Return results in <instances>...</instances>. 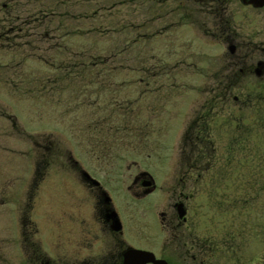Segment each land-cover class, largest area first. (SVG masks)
<instances>
[{
  "label": "rangeland",
  "instance_id": "374dc122",
  "mask_svg": "<svg viewBox=\"0 0 264 264\" xmlns=\"http://www.w3.org/2000/svg\"><path fill=\"white\" fill-rule=\"evenodd\" d=\"M5 3L15 30L11 40L0 35L1 264L34 263V242L70 246L76 161L87 169L106 158L114 180L145 171L179 183L189 168L186 132L209 110L211 170L199 183V171L186 176L194 227L216 242L234 231L237 264H264V89L216 87L229 54L209 10L202 15L189 0L183 8L168 0ZM43 9L53 15L42 18ZM242 13L256 25L264 19L231 0L235 25ZM218 94L224 104L216 106ZM20 211L30 212V227L18 224Z\"/></svg>",
  "mask_w": 264,
  "mask_h": 264
},
{
  "label": "flooded vegetation",
  "instance_id": "af4514ba",
  "mask_svg": "<svg viewBox=\"0 0 264 264\" xmlns=\"http://www.w3.org/2000/svg\"><path fill=\"white\" fill-rule=\"evenodd\" d=\"M168 1L179 2L183 8L188 0ZM189 1L201 7L202 15L206 14L204 9L209 10L207 14L212 16L216 35L221 38L229 54V63L224 66V72L227 73L222 77L225 82L218 83L216 87H221L222 91L263 90L264 19L256 25L253 19L250 20L242 13L238 16L240 21L235 25L237 14L228 15L231 0ZM237 1L242 11L264 15V7L255 8L241 0ZM190 14L194 15L193 12ZM216 97V106L224 104L219 94ZM234 101L238 102V98L235 97ZM214 102H211L212 105ZM209 113L211 110L199 114L186 132V145L182 147L181 153L186 156L184 158L189 168L179 183L171 179L161 182L145 171L137 172L130 179L114 180L111 178L114 168L106 158L99 157V161L90 164L87 169L76 161V211L73 215L66 213L68 221H65V226L69 225L68 230L72 232L70 243H66L70 246L65 249L63 244H54L51 247L47 242L44 249L41 243H38L39 247L34 242L31 244L36 246L31 253V256L34 255V259L30 258V261L34 260L32 264H124L126 255L131 251L150 253L157 261L165 264L241 262V247L236 243L234 231L223 232L221 242L211 239L208 231L198 234L190 206L194 194L186 192V186L193 185L191 179L186 177L188 174L191 175L194 170L208 173L212 167L209 162L211 156L208 155L215 152L207 143L211 129ZM235 122L239 124V121ZM105 150L98 153H105ZM130 168L126 167L127 171ZM167 170L171 172L172 169ZM201 180L202 173L198 175L196 183ZM111 185L115 187L109 188ZM113 193H116V197L112 196ZM120 193L124 196L117 199ZM29 213H19L18 224L23 225L22 228L33 224ZM29 240L25 241L28 243ZM256 259L253 261L256 262ZM2 260L5 261L1 256L0 242V264Z\"/></svg>",
  "mask_w": 264,
  "mask_h": 264
},
{
  "label": "water",
  "instance_id": "95a60500",
  "mask_svg": "<svg viewBox=\"0 0 264 264\" xmlns=\"http://www.w3.org/2000/svg\"><path fill=\"white\" fill-rule=\"evenodd\" d=\"M241 1L244 4L252 5L255 8L264 7V0H241ZM125 259L126 261L124 264H149V263L165 264L162 261H157L152 254L142 251H131L126 255Z\"/></svg>",
  "mask_w": 264,
  "mask_h": 264
},
{
  "label": "trees",
  "instance_id": "16d2710c",
  "mask_svg": "<svg viewBox=\"0 0 264 264\" xmlns=\"http://www.w3.org/2000/svg\"><path fill=\"white\" fill-rule=\"evenodd\" d=\"M13 1V0H12ZM16 1V0H15ZM0 8H1V10H4L5 9V13H4V16H5V18L4 19H2V18H0V30H2V32H1V34L0 35H7L8 36V39H12L11 38V36H9V35H12L13 34V32H14V30H15V28L14 27H7L6 26V24L8 23V18H12V14H11V8L12 7H9L8 5H7V3H5V4H0ZM51 11V10H50ZM38 14H41V15H43L42 16V18H45L44 17V15H47V13H51L52 15H53V11H51V12H47V10L46 9H43V10H39L38 12H37ZM95 15L97 14V11L94 13ZM88 17V16H87ZM16 18H19V17H16ZM19 19H21V18H19ZM51 19V18H50ZM95 21H96V19H94ZM7 27V30H5V31H3L5 28ZM92 32V31H91ZM79 33H83V32H78V31H76V35H79ZM68 34H70V32L69 33H67L66 35H68ZM1 37V36H0ZM80 37H82V35H80ZM103 38L104 37H106V33H103V36H102ZM6 39H7V37H6ZM91 69V68H90Z\"/></svg>",
  "mask_w": 264,
  "mask_h": 264
}]
</instances>
